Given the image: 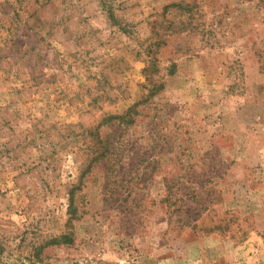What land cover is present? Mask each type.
I'll use <instances>...</instances> for the list:
<instances>
[{"label":"rangeland","instance_id":"1","mask_svg":"<svg viewBox=\"0 0 264 264\" xmlns=\"http://www.w3.org/2000/svg\"><path fill=\"white\" fill-rule=\"evenodd\" d=\"M0 264H264V0H0Z\"/></svg>","mask_w":264,"mask_h":264}]
</instances>
